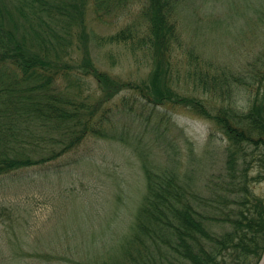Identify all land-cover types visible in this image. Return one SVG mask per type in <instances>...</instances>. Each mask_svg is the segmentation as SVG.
I'll return each mask as SVG.
<instances>
[{
    "label": "trees",
    "instance_id": "trees-1",
    "mask_svg": "<svg viewBox=\"0 0 264 264\" xmlns=\"http://www.w3.org/2000/svg\"><path fill=\"white\" fill-rule=\"evenodd\" d=\"M91 2L97 18L120 17L138 4L133 21L102 40L147 51L149 80L140 86L110 77L94 64L87 45L80 61L72 56V43L79 38L84 44L89 0H0V175L50 161L86 135L124 139L100 108L121 91L139 92L140 102L125 98L124 104L130 111L150 106L159 129L171 116L156 108L188 107L222 133L220 163L195 177L196 169L208 166L205 158L195 162L199 167L184 166L182 174L178 165L159 167L148 159L146 192L121 254L97 264H258L264 255V196L255 190L264 182V43L238 71L199 62L188 70L211 96L209 106L182 95L173 78L176 49L184 32L191 33L183 15L195 0ZM256 14L259 22L264 9ZM89 75L100 84L102 102L81 98V80ZM160 134L167 141V130Z\"/></svg>",
    "mask_w": 264,
    "mask_h": 264
},
{
    "label": "rangeland",
    "instance_id": "rangeland-1",
    "mask_svg": "<svg viewBox=\"0 0 264 264\" xmlns=\"http://www.w3.org/2000/svg\"><path fill=\"white\" fill-rule=\"evenodd\" d=\"M92 4L89 0L84 44L77 38L72 56L80 61L87 45L100 71L143 86L151 71L148 52L102 40L132 22L138 4H130L120 17L113 12L100 18ZM190 5L183 16L191 33L184 32L183 45L176 49L173 78L182 95H194L211 106V96L188 70L196 62L234 71L242 68L264 43V15L259 22L255 16L257 8L264 9V0H195ZM81 84V98L89 104L102 102L94 76L84 77ZM125 98L131 104L141 101L139 92L129 89L100 107L124 139L86 135L75 148L50 161L0 175V264H97L121 254L146 192L145 162L178 165L182 174L184 166L199 167L195 162L205 158L208 166L196 169L195 177L215 169L211 163H220L225 140L213 120L188 107L167 104L156 108L171 116L159 129V115L150 106L139 109L136 104L130 111ZM165 130L167 141L160 134ZM139 148L150 153L149 158H141ZM255 190L264 196V182Z\"/></svg>",
    "mask_w": 264,
    "mask_h": 264
},
{
    "label": "water",
    "instance_id": "water-1",
    "mask_svg": "<svg viewBox=\"0 0 264 264\" xmlns=\"http://www.w3.org/2000/svg\"><path fill=\"white\" fill-rule=\"evenodd\" d=\"M259 264H264V257H263V259L261 260V262Z\"/></svg>",
    "mask_w": 264,
    "mask_h": 264
}]
</instances>
